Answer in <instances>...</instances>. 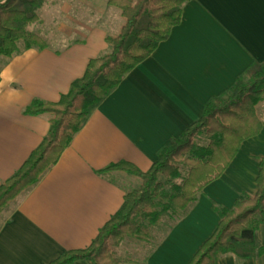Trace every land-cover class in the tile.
Returning a JSON list of instances; mask_svg holds the SVG:
<instances>
[{"label":"crops","instance_id":"0c3cea01","mask_svg":"<svg viewBox=\"0 0 264 264\" xmlns=\"http://www.w3.org/2000/svg\"><path fill=\"white\" fill-rule=\"evenodd\" d=\"M110 2L47 0L31 30L46 46L19 44L11 57H0V185L49 130V115L27 114L26 107L34 100L57 102L90 59L109 52ZM263 60L264 0L187 1L167 38L89 110L58 161L0 213V264H47L67 250L87 247L125 193L139 184L133 175L99 170L120 161L148 170L212 97ZM261 120L260 132L241 143L188 210L161 234L153 230L139 241L133 256L127 249L117 254L120 264H187L220 221L214 207L231 209L243 194L256 192L264 158ZM257 237L264 245V224ZM218 262L264 264V253L240 259L227 252Z\"/></svg>","mask_w":264,"mask_h":264},{"label":"trees","instance_id":"16d2710c","mask_svg":"<svg viewBox=\"0 0 264 264\" xmlns=\"http://www.w3.org/2000/svg\"><path fill=\"white\" fill-rule=\"evenodd\" d=\"M47 0H0V57H11L19 50L46 46L44 39L27 29L38 20L37 11ZM110 4L114 0H110ZM189 0H129L121 11L119 30L106 36L110 50L89 60L82 77L74 80L57 102L34 100L25 109L31 115L48 114L49 130L22 166L0 185V213L18 196L32 188L54 165L89 110L115 88L139 62L166 39L181 19L182 7ZM112 5V4H111ZM264 93V60L254 62L223 94L212 97L202 113L180 136L172 138L157 154L151 167L142 171L125 161L110 164L100 173L121 171L139 179V185L125 193L120 208L99 229L85 248L72 249L47 264H120L113 248L125 237L147 239L148 225L158 223L163 210L178 211L177 217L195 202L203 187L217 179L237 153L241 143L262 128L257 106ZM204 141V143H201ZM182 166L187 171L175 193L163 191L165 183L178 178ZM256 192L243 194L231 209L214 207L220 221L187 264H219L227 252L240 259L264 253L257 229L264 224V158L255 179Z\"/></svg>","mask_w":264,"mask_h":264},{"label":"rangeland","instance_id":"374dc122","mask_svg":"<svg viewBox=\"0 0 264 264\" xmlns=\"http://www.w3.org/2000/svg\"><path fill=\"white\" fill-rule=\"evenodd\" d=\"M133 1H135V0H133ZM113 2L114 3H111V4L114 7H112L109 10L110 20L105 22V23H108L110 35L115 34L119 30L121 24L123 23L124 18L121 16V11L125 9L124 5L127 4L129 2V0H114ZM44 10L45 9H42L41 11L44 12ZM35 26H37V25L31 23V25H29L27 27V29L31 31L34 29ZM257 113L260 116V118H264V93L262 96V101L257 106ZM201 143H204V141H201ZM186 171H187V169L184 166H182V169H181L182 175L180 177L172 178L170 180H166V179L161 177V180L165 183L163 191L167 194L175 193L177 190L173 187V185H177V184L179 185L182 183V179H183V176L186 175ZM138 181H139V179H138ZM157 202H158L157 203L158 208L160 210L162 209V215L160 216L158 223H156L155 225H148V227H149L150 233H152L153 230H155L156 232L161 234L174 221V219H176L178 211H174L171 209L163 210L164 201L158 200ZM154 227H156V228H154ZM123 239L118 243L117 246H115L113 248L115 255L118 257V255L121 254V252L124 254L125 250L127 249L128 250L126 253L127 256H133L137 250L136 245H139L141 243L139 241H142V239H137V238H132V237H125ZM144 240H146V239H144ZM119 260H120V258H119ZM120 263H121V260H120Z\"/></svg>","mask_w":264,"mask_h":264}]
</instances>
